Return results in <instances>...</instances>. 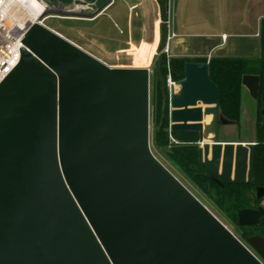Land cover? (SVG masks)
Listing matches in <instances>:
<instances>
[{
    "label": "water",
    "instance_id": "obj_1",
    "mask_svg": "<svg viewBox=\"0 0 264 264\" xmlns=\"http://www.w3.org/2000/svg\"><path fill=\"white\" fill-rule=\"evenodd\" d=\"M157 2L151 70L111 67L41 16L27 24L20 60L0 82V264H264V237L243 244L151 151L152 75L169 131L198 134L199 166L221 185L254 183L255 143L217 141L225 119L208 63L185 62L178 90L165 93L169 0ZM63 12L73 13L52 14ZM241 85L264 119V82L245 74ZM261 219L264 205L237 210L238 227Z\"/></svg>",
    "mask_w": 264,
    "mask_h": 264
},
{
    "label": "trees",
    "instance_id": "obj_2",
    "mask_svg": "<svg viewBox=\"0 0 264 264\" xmlns=\"http://www.w3.org/2000/svg\"><path fill=\"white\" fill-rule=\"evenodd\" d=\"M259 40L260 54L257 57H222L211 58L208 61L210 78L218 87V112L220 116L229 122L238 124L240 120L242 76L245 74L257 75L260 77L261 83L264 82V18L260 21ZM187 61L191 60L185 58H170L167 60L165 54H163L161 61L162 77L166 79L167 74H170L174 81L181 80L183 78L184 63ZM193 61L205 62L204 60ZM150 86L151 102L155 109L152 123V145L157 149H164L167 160L184 172L221 212L237 224L238 209L255 208L264 199V196L261 199H257L255 196L256 187L264 188V119L259 114L261 107L259 97L255 100L258 108L256 110L254 131V183L252 185H221L198 164V134L194 132H170L168 106L167 103L163 104L159 80L155 77ZM165 93L167 94V88H165ZM170 137L176 142H172ZM182 183L198 198L192 188L184 182ZM237 231L240 234L237 238L249 247L247 245L248 237L258 233L264 236V219H261L256 227L237 226Z\"/></svg>",
    "mask_w": 264,
    "mask_h": 264
},
{
    "label": "crops",
    "instance_id": "obj_3",
    "mask_svg": "<svg viewBox=\"0 0 264 264\" xmlns=\"http://www.w3.org/2000/svg\"><path fill=\"white\" fill-rule=\"evenodd\" d=\"M53 1V3H49L54 6L55 4L63 6L60 0ZM77 1L81 5L85 3L87 6H93L99 0H92V2L88 0ZM114 1L110 0L106 4L108 0H104L93 13L103 6L96 16L104 13L114 4ZM126 1L134 3L140 12H142L144 2L151 3L153 22L150 40L147 43L139 44L137 52H130L129 60L125 63L110 65L103 60L101 61L111 67H148L151 70L160 52L162 40L159 4L157 0ZM82 7L84 6L72 3L67 4L65 8L74 13ZM169 11L171 14L169 18L168 13V40L166 50L163 52L167 60L170 58H185L191 61L204 60L208 63L211 58H251L260 54L259 29L260 21L264 18V0H171ZM233 53L237 54L232 55ZM210 121L211 116H206L203 125L209 126ZM211 137L212 133L206 134L204 142H210ZM217 141L233 144L254 142L252 140H225L222 138H218ZM198 145L200 146V144Z\"/></svg>",
    "mask_w": 264,
    "mask_h": 264
},
{
    "label": "rangeland",
    "instance_id": "obj_4",
    "mask_svg": "<svg viewBox=\"0 0 264 264\" xmlns=\"http://www.w3.org/2000/svg\"><path fill=\"white\" fill-rule=\"evenodd\" d=\"M63 8L67 4L75 3L84 6L77 12L56 13L60 18H47L46 26L61 34L71 42L86 49L95 57L103 60L110 65L125 63L129 60L130 52H137L139 44L147 43L150 40L153 10L151 3H143L142 12L138 7L126 0H115L113 5L104 13L89 20V16L100 6L104 0H99L93 6H87L85 3L78 4L77 0H60ZM92 2V0H88ZM47 3H53V0H46ZM169 5L171 0H169ZM50 4V3H49ZM59 5L55 4L54 8ZM53 8V9H54ZM49 13V12H48ZM52 14V13H51ZM169 11V18H170ZM50 15V14H49ZM235 44V43H234ZM233 53L232 55H236ZM154 77L150 76V83H153ZM150 84V85H151ZM151 87V86H150ZM151 90V89H150ZM150 91V98H151ZM151 101V99H150ZM258 104L255 102L247 89L241 92V114L238 124L228 122L217 126V139L225 140H252L255 138V118ZM150 148L152 153L182 182L187 184L204 205L236 236L240 234L237 231V224L221 212L210 198L199 190L191 179L182 172L172 162H169L165 156L164 149H157L152 145V122H150ZM168 161V162H167ZM264 205V199L259 202ZM258 204V205H259ZM218 212H217V211ZM239 234V235H238ZM249 238V237H248Z\"/></svg>",
    "mask_w": 264,
    "mask_h": 264
},
{
    "label": "built area",
    "instance_id": "obj_5",
    "mask_svg": "<svg viewBox=\"0 0 264 264\" xmlns=\"http://www.w3.org/2000/svg\"><path fill=\"white\" fill-rule=\"evenodd\" d=\"M37 1L43 5V11L40 14L41 18L40 16L38 18H40V23L46 26L45 20L47 18L57 17V15L51 14L56 8H54V5L47 3L46 0ZM26 26L25 24L21 25L20 15L10 5H6L5 0H0V82L13 70L20 60L21 49L23 48L22 39ZM176 82L171 78L170 74H167L165 85L168 90H176L178 88ZM170 140L176 142L172 137H170Z\"/></svg>",
    "mask_w": 264,
    "mask_h": 264
},
{
    "label": "bare ground",
    "instance_id": "obj_6",
    "mask_svg": "<svg viewBox=\"0 0 264 264\" xmlns=\"http://www.w3.org/2000/svg\"><path fill=\"white\" fill-rule=\"evenodd\" d=\"M5 2L20 15L21 25L25 24V26L37 20L43 11V5L37 0H5Z\"/></svg>",
    "mask_w": 264,
    "mask_h": 264
},
{
    "label": "flooded vegetation",
    "instance_id": "obj_7",
    "mask_svg": "<svg viewBox=\"0 0 264 264\" xmlns=\"http://www.w3.org/2000/svg\"><path fill=\"white\" fill-rule=\"evenodd\" d=\"M258 232H260V231H258ZM256 235L262 236V235H261V234H259V233H258V234H256ZM262 237H264V236H262Z\"/></svg>",
    "mask_w": 264,
    "mask_h": 264
}]
</instances>
